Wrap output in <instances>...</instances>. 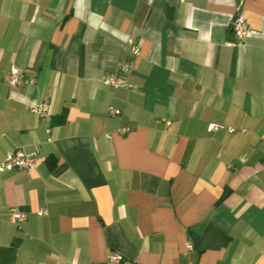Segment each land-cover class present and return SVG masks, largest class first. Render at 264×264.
<instances>
[{
  "label": "crops",
  "instance_id": "1",
  "mask_svg": "<svg viewBox=\"0 0 264 264\" xmlns=\"http://www.w3.org/2000/svg\"><path fill=\"white\" fill-rule=\"evenodd\" d=\"M131 60L135 89L103 85ZM18 148L39 161L0 174V264H264V0H0V164Z\"/></svg>",
  "mask_w": 264,
  "mask_h": 264
},
{
  "label": "built area",
  "instance_id": "2",
  "mask_svg": "<svg viewBox=\"0 0 264 264\" xmlns=\"http://www.w3.org/2000/svg\"><path fill=\"white\" fill-rule=\"evenodd\" d=\"M232 32L235 34L239 43H243L248 38H251L253 35V31L247 23V20L244 16H238L234 19L231 25ZM128 45L131 48V53L134 57L139 56L140 49L134 43L133 40H127ZM233 45V44H230ZM135 67L134 60H131L127 63H124L118 72L106 74L102 78V83L106 87L118 89V88H130L135 89V87L129 82V76L133 72ZM4 82L12 89L23 88L28 85H32L35 83V75L30 70L19 68L13 66L10 68L8 73L4 77ZM30 111L40 119H49L51 117V109L48 102H40L35 103L30 107ZM108 114L112 117L118 115V111L110 106L108 108ZM166 124H170L169 121H165ZM220 129H224L223 126L216 124H209L207 131L209 133L218 131ZM229 132H234L233 128H228ZM49 133V130H46ZM130 132V128H122L118 130L120 135H126ZM49 140V139H48ZM38 156L36 153H28L23 148H18L13 151H10L6 154L4 160L0 164V174H4L10 171H20V172H28L34 170L38 164ZM39 215L47 214L46 210H41ZM9 217L11 221L20 225L24 223L27 219V214L18 208H10ZM193 249L192 244H187L186 251H191ZM124 257L116 252H110L106 257L103 264H123Z\"/></svg>",
  "mask_w": 264,
  "mask_h": 264
},
{
  "label": "trees",
  "instance_id": "3",
  "mask_svg": "<svg viewBox=\"0 0 264 264\" xmlns=\"http://www.w3.org/2000/svg\"><path fill=\"white\" fill-rule=\"evenodd\" d=\"M62 116H65V112H64V115H62ZM62 120H63V117H62V119H61L60 122H63ZM54 165H55L54 159H51L50 167H51V168H54Z\"/></svg>",
  "mask_w": 264,
  "mask_h": 264
}]
</instances>
